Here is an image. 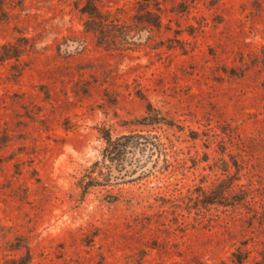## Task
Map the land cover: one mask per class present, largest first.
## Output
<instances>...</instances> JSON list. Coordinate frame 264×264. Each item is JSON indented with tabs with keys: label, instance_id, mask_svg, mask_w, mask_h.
<instances>
[{
	"label": "rangeland",
	"instance_id": "374dc122",
	"mask_svg": "<svg viewBox=\"0 0 264 264\" xmlns=\"http://www.w3.org/2000/svg\"><path fill=\"white\" fill-rule=\"evenodd\" d=\"M82 2L0 0L21 50L0 61V264H264V0H100L113 46ZM149 103L181 127L139 124ZM104 127L152 129L168 162L83 197Z\"/></svg>",
	"mask_w": 264,
	"mask_h": 264
},
{
	"label": "trees",
	"instance_id": "16d2710c",
	"mask_svg": "<svg viewBox=\"0 0 264 264\" xmlns=\"http://www.w3.org/2000/svg\"><path fill=\"white\" fill-rule=\"evenodd\" d=\"M80 11L86 15L84 26L87 31H92L97 37L98 43L105 46H113L117 42V28L121 23L119 18H113L110 11H103L100 6V0H82ZM141 10H144L142 8ZM147 15H155L154 18H137V23L148 22L157 28L162 26L161 8H157V13L152 10L145 12ZM120 22V23H118ZM128 26L126 27L127 30ZM131 28L127 30V36L135 35ZM129 49V48H128ZM21 50L11 43L0 44V61L7 59H18ZM264 67V57L262 58ZM138 123L143 126H153L158 123H164L169 126H177L172 119L162 115L160 110L155 108L152 103L147 106L146 114L138 119ZM101 136L105 142L104 148L101 150L99 158L86 166L79 176L77 185L81 189V195L84 197L92 187L103 186L113 187L119 181H123L127 177L138 174V177L143 176L147 169L145 167L147 161L155 153L158 156L164 155L167 159L166 146L162 141V137L158 133H153L152 129H141L124 133L119 136H113L110 129L100 128ZM148 154V155H147ZM147 155V156H146ZM144 161L142 164L138 162ZM134 163H137L134 165ZM133 166H129V165ZM241 190V189H240ZM220 197H226L222 195ZM119 199L117 194L110 193L109 201ZM241 200H236L241 202ZM233 257H237V262H243L248 258V251L240 254L233 253ZM225 264V263H223Z\"/></svg>",
	"mask_w": 264,
	"mask_h": 264
}]
</instances>
